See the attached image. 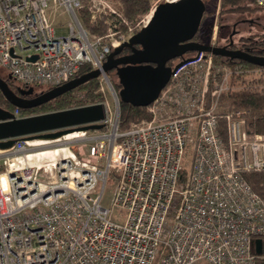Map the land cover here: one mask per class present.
<instances>
[{
  "label": "built area",
  "instance_id": "built-area-1",
  "mask_svg": "<svg viewBox=\"0 0 264 264\" xmlns=\"http://www.w3.org/2000/svg\"><path fill=\"white\" fill-rule=\"evenodd\" d=\"M162 1L176 0H150L138 29ZM254 2L264 7V0ZM83 5L91 21L110 19L103 34L83 24ZM50 10L71 17L65 33L56 31ZM121 23L127 24L119 0H0V65L19 83L51 88L84 63L102 71L107 55L134 33ZM213 55L195 51L172 66L147 106L151 119L121 129L118 90L102 71L111 93V103L101 101L102 128L76 129L80 135L43 145L18 138L0 149V264L264 260L253 246L264 240V196L243 176L264 170V131L249 124L248 109L221 99L235 88H263L264 66L237 68L247 79L239 85L230 84L231 70L223 67L209 89ZM13 114L24 116L18 107ZM109 182L115 189L106 203Z\"/></svg>",
  "mask_w": 264,
  "mask_h": 264
},
{
  "label": "water",
  "instance_id": "water-1",
  "mask_svg": "<svg viewBox=\"0 0 264 264\" xmlns=\"http://www.w3.org/2000/svg\"><path fill=\"white\" fill-rule=\"evenodd\" d=\"M204 11V0L162 1L156 6L147 25L107 55L102 63V71H115L120 84L118 96L121 102L134 106L150 105L168 83L173 72L167 62L177 57L182 59L184 54L190 51L210 52L264 66V55L192 40ZM230 43L232 44V41ZM135 44L139 47L134 46ZM125 46L131 51L115 57ZM35 58L36 56L30 57L31 60ZM102 71L100 68H94L30 98L18 95L0 77V91L12 105L30 108L100 76ZM33 90L30 86L27 92L32 93ZM20 92L23 91L20 89ZM104 117L105 107L102 102L22 117H15L13 112L0 107V149L11 147L18 138L46 140L76 129H100L103 126L100 121ZM253 246L256 253H264L263 239H254Z\"/></svg>",
  "mask_w": 264,
  "mask_h": 264
},
{
  "label": "trees",
  "instance_id": "trees-1",
  "mask_svg": "<svg viewBox=\"0 0 264 264\" xmlns=\"http://www.w3.org/2000/svg\"><path fill=\"white\" fill-rule=\"evenodd\" d=\"M119 1L122 4V15L127 22V24L121 23L120 27L127 28V26H131L134 30V33L132 34L133 36L136 33H138V31L140 30L137 28L136 22L144 13L148 11L150 0H119ZM221 5L222 7L228 6L227 9L229 10H238L242 8L264 9V7L258 5L255 6L254 0H221ZM78 15L81 18L83 24L91 32L96 34H103L107 30V26L109 24L108 22L110 19L106 17H97L95 20L91 21L90 13L88 12L85 5H83L78 9ZM206 16H207V10L205 5V11L203 13L201 23L199 25L197 32L193 36L192 40L197 42L209 43L210 36L207 37L206 39L204 38V36L200 35V30L202 29V25L206 19ZM134 46L139 47V45L137 44H135ZM228 47L238 48L240 50L249 52L251 54L264 55V41H258V40L256 41L253 40L252 38L243 37L239 44L233 43L232 46H228ZM130 51H131L130 48L125 46L117 55H115V57L129 53ZM191 53L193 52L192 51L187 52L186 54H184V57ZM213 58L217 63L231 70L229 76V82L230 84H234V85H239L244 82H247V79L244 77V73L242 71H236L237 68L261 67L259 65L249 63L241 59L230 58L226 56L213 55ZM179 59L180 58L178 57L171 59L167 62V65L172 67L175 63H177V61H179ZM92 69L93 67L90 63H84L75 72L73 77H77L80 74L88 72ZM111 72H113L115 75L114 70L107 71V75H109ZM0 77L3 78L8 83L10 88L13 89L18 95H21L26 98L33 97L37 93L51 88V87L40 86L42 89L41 91L37 92L35 91L36 87H38V85L36 84L26 85L19 83L15 81L13 78H11L10 75H7L6 77L0 75ZM113 85L116 90H119L120 84L118 83L117 79L114 80ZM30 86L34 88L32 93L27 92ZM99 86L100 83L98 76L87 80L86 82L78 85L77 87L71 90L63 92L40 105L30 108L18 107V109L21 115H30L40 112L54 111L69 107L85 105L89 103L91 104V103L101 102L104 101V96L99 91ZM20 89L23 92H20ZM221 99L227 103L229 108L248 109L250 111V116H251L249 124L257 131H264V87L260 89L250 88V87L235 88L222 94ZM119 106H120L119 126L121 129L127 128L133 122L152 118V113L148 110L147 106H134L129 103H125L121 101ZM0 107L7 109L11 112H13L16 108V106L12 105L4 97L1 91H0ZM221 123H222L221 128L219 130L220 134L223 137H226L224 122L221 121ZM243 176L253 191L264 196V170L244 172ZM258 264H264V260L258 261Z\"/></svg>",
  "mask_w": 264,
  "mask_h": 264
},
{
  "label": "rangeland",
  "instance_id": "rangeland-1",
  "mask_svg": "<svg viewBox=\"0 0 264 264\" xmlns=\"http://www.w3.org/2000/svg\"><path fill=\"white\" fill-rule=\"evenodd\" d=\"M205 5L207 16L203 22L201 29L202 31L200 30V35L204 36L206 39L210 36L209 43L223 46V44H226L232 40L234 44H239L243 37L252 38L256 41H264V9L242 8L238 10H229L227 9L228 6L222 7L221 0H205ZM50 9H52V7ZM51 11L52 10H50V18L56 26V31L61 34L65 33L67 31V25L70 22L71 17L66 13L61 15L56 13L53 15ZM57 11L61 12L62 10L59 8ZM212 61L213 68L211 69L210 78L208 79L209 89H211L218 81L223 69V66L217 63L214 58H212ZM0 75L4 77L9 75L8 70L1 65ZM107 76L110 83L113 85L114 80L117 79L114 73L111 72ZM99 83V91L103 94L104 100H107L111 103V93L108 87L109 84L100 76ZM41 89L42 88L38 86L36 87L35 91L39 92ZM206 99L208 102V94H206ZM184 166H188V158L184 160ZM184 176L185 174H183V178ZM114 189V182H109L104 197L106 203H110ZM200 264L205 263L202 262Z\"/></svg>",
  "mask_w": 264,
  "mask_h": 264
},
{
  "label": "bare ground",
  "instance_id": "bare-ground-1",
  "mask_svg": "<svg viewBox=\"0 0 264 264\" xmlns=\"http://www.w3.org/2000/svg\"><path fill=\"white\" fill-rule=\"evenodd\" d=\"M76 135H80V133L79 132L75 133L74 131H71V132L67 133V137H72V136H76ZM48 141L49 140L35 139L32 143L35 144V145H43L45 143H48Z\"/></svg>",
  "mask_w": 264,
  "mask_h": 264
},
{
  "label": "flooded vegetation",
  "instance_id": "flooded-vegetation-1",
  "mask_svg": "<svg viewBox=\"0 0 264 264\" xmlns=\"http://www.w3.org/2000/svg\"><path fill=\"white\" fill-rule=\"evenodd\" d=\"M230 41H232V40H230ZM230 41H229L228 43H226L225 45H227V46H232L233 41H232V44L230 43ZM223 45H224V44H223ZM230 48H232V49H238V48H234V47H230Z\"/></svg>",
  "mask_w": 264,
  "mask_h": 264
}]
</instances>
